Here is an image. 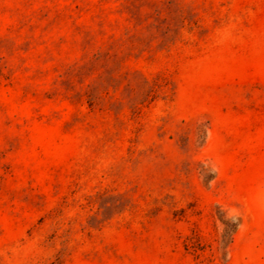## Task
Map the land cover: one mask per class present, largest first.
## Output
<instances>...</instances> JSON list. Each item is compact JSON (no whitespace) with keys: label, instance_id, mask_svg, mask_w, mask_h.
<instances>
[{"label":"rangeland","instance_id":"obj_1","mask_svg":"<svg viewBox=\"0 0 264 264\" xmlns=\"http://www.w3.org/2000/svg\"><path fill=\"white\" fill-rule=\"evenodd\" d=\"M0 264H264V0H0Z\"/></svg>","mask_w":264,"mask_h":264}]
</instances>
